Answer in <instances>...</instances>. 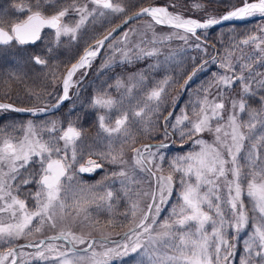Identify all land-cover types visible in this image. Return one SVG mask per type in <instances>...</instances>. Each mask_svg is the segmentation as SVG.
Masks as SVG:
<instances>
[{
	"label": "snow or ice",
	"instance_id": "obj_1",
	"mask_svg": "<svg viewBox=\"0 0 264 264\" xmlns=\"http://www.w3.org/2000/svg\"><path fill=\"white\" fill-rule=\"evenodd\" d=\"M9 7L15 18L0 12V47L44 43L46 29L51 40L43 54L29 57L44 69L38 87L25 88L31 106L0 102L2 113L37 118L0 126V264H121L129 256L135 264H233L241 243L239 264H264V25L227 43L220 39V48L212 45L208 51L209 29L253 17L264 21V0H241L222 16L206 13L203 19L184 16L175 2L138 7L131 15L123 0H12ZM191 7L205 12L199 0ZM112 16L123 17V23L93 37L60 72L55 61L65 39L79 42L86 26ZM142 18H148L144 32L119 31ZM156 26L172 31L160 35ZM172 40L183 42L179 52L201 54L182 89L198 72L217 69L178 114L179 97L171 95L178 81L164 76L149 86L140 73L127 83L116 78L119 96L102 87L90 101L106 141L103 150L87 143L78 116L40 119L65 102H72L75 111L79 86L102 50L108 54L98 72L146 58H155L149 65L155 71L175 61V51L159 59ZM26 77L9 74L21 83ZM57 84L59 92L47 91ZM253 99L259 108L251 106ZM138 137L155 143L137 147ZM189 142L188 151L169 154L174 145ZM105 164L117 168L96 184L80 178ZM143 200L146 208L140 206ZM122 201L123 221L116 215ZM118 227L127 231L113 239ZM46 229L54 234L29 239ZM22 239L27 242L19 244Z\"/></svg>",
	"mask_w": 264,
	"mask_h": 264
},
{
	"label": "rangeland",
	"instance_id": "obj_2",
	"mask_svg": "<svg viewBox=\"0 0 264 264\" xmlns=\"http://www.w3.org/2000/svg\"><path fill=\"white\" fill-rule=\"evenodd\" d=\"M5 0H0V12H6L8 17L15 18L14 14L12 13L10 9V4L12 1L4 2ZM147 1H163L165 5H170L171 3H177L178 7L176 8V11L181 12L184 16L188 14L197 15L199 17H205L206 13H210L211 15H216V12L222 9L223 7L227 6H238V2L240 0H199V2L203 3L205 5V12H198L194 11L191 7L193 0H123L126 8L128 9V15L131 14L133 11L138 9V7H141V4L147 2ZM171 10V9H170ZM148 18H142L135 22H131L128 24L123 30H127L128 28H134L138 32H144L145 31V24L147 22ZM121 20H123V17L121 16H112L108 17L106 19L101 18L96 20L93 23H90L88 26H86V29L83 33V39L79 42L75 43H69L66 39L64 43L61 45L57 52L58 59L55 61V63L58 65V70L60 72H63L69 64L74 62L78 56L82 53L83 48L86 46L87 42H90L93 37L100 38L103 35L107 34L111 29H113ZM264 25V21L257 20L251 25H243V26H225L222 28H217L214 31L210 32L208 30V38L210 39V42L213 45H216V48H220V39H223L225 43L230 39V37L235 36L236 38H241L244 35H246L248 32L254 30L257 28V26ZM250 26L251 29H247V27ZM121 30V31H123ZM155 31L157 34L160 35H166L169 34L172 29L168 28H161L159 26L155 27ZM48 33V38L44 43L39 44V46H34L32 48H26L24 57H25V63L27 66L23 63L22 54H20L18 51H12L5 48H0V56H7V55H14L19 60V64L15 67H10L4 63H8L6 60H3V62H0V74L2 77L0 80L4 78L3 81L7 80L8 84L3 83V85H10V87L7 88V90H14L15 88L11 86L14 84V86L17 85L18 87H23L24 89L26 87L28 88H37L35 86V83L33 85V80L37 78V76H41L43 74L44 69L39 66V68L36 67V65L32 62H30L29 57L32 54H43L44 49L47 46L48 41L51 40V31H46ZM149 36H151V33L149 32ZM183 46V42L179 40H172L167 45L162 47V55L159 57L161 61L164 60V56L168 55L171 52H176V58L175 61H170L167 65H163L161 68L156 69L155 71L149 69V65L154 64L155 58H146L139 61H136L132 64H119L115 66L111 70H105L104 72H98V69L103 62L102 57L107 55L104 50L101 51V56L98 57L92 66V69L89 71V74L87 77L84 78L82 84L79 86V98L75 99V111H72L73 105L72 102H68L66 106L67 111V117L68 119H75L77 116L79 119V124L83 127L85 131V139L88 144L92 145L97 150H103L104 145L106 143L104 139V134H102L98 128V122H97V116L98 112L96 109L90 107V101L92 97L95 95L96 91L100 88H105L111 95L114 97L119 96V93L115 90V80L117 77L124 79L125 83H127L128 77L140 73H144L147 76V85H152V83L155 80L162 79L164 76H171L173 80L178 81L175 88L171 90L172 96H178L179 99L182 95L183 89L180 87L181 84H183L184 79L186 76L192 71L194 64H198L201 59V54L193 49H188L184 52H179L178 50ZM16 47V46H15ZM21 49H24L22 47H19ZM209 53H212V47H208ZM239 54V53H238ZM191 57H196V60L193 61ZM6 65V66H5ZM35 66V67H34ZM217 69L215 66H212L208 71L205 72H198L195 77H193L192 81L189 82L188 87L186 88V92L184 94V97L181 99L180 104L176 108V113H179V109L186 104L189 99L193 96V91L198 88L199 85H201L202 82L206 81L210 73L212 71H216ZM8 71L9 73H5ZM10 73H17L19 75H22L24 73L27 74V80L28 84L24 83L25 85H22V83H19V81L15 79H10L9 74ZM79 76V73L77 74ZM30 84V85H29ZM108 85H112V87H108ZM48 92H58L59 91V84L55 86V88L49 87L47 89ZM73 91H77V89H73ZM236 92H239V89H236ZM16 99H19L17 95H20V100L23 101V103H26L29 100L26 92H22L21 94H16ZM9 97V96H8ZM12 98V97H11ZM49 99H51L49 97ZM251 106L253 108H259L260 105L256 102L255 99L249 101ZM166 114V113H165ZM9 113H2L0 112V118L1 117H8ZM66 116V115H65ZM47 119H56L59 121H67L62 120L60 115L59 117H56L55 115L52 117V115L47 116ZM246 118V117H245ZM28 119H33L34 121L37 118L32 117H24V119H19L17 116H13V120L17 121L16 124L20 122V124L26 122ZM205 139H208L209 141L212 140L211 135L205 134ZM149 141L151 139H146L143 137L137 138V144L136 146H141L145 141ZM190 148V142L186 143L183 147H179V145H174L172 148L169 149V154H183L184 152L188 151ZM131 151L126 147L125 148V158L129 161V165H131ZM117 166L115 165H109L105 164L104 172H96L93 174V176H84L81 174L80 178L82 181H84L88 185H94L97 182L103 180L106 172H111L116 170ZM165 168L167 169V165H165ZM118 187V185H116ZM176 193L174 191L173 193V201L175 200ZM170 201V204L173 202ZM247 203V198H246ZM147 201L143 200L140 203L141 208H146ZM125 211V204L122 201L120 204L116 207V215L117 218L123 221V217L119 215V213ZM168 209L166 208L165 211L161 214V217L163 218L167 214ZM107 217H101V219H106ZM129 227L132 225L129 224ZM109 231H112V229H108ZM127 230V227L123 228H116L113 232L112 238H118V234H122L124 231ZM54 233L51 230L46 229L42 234L37 233L33 237H29V239L38 241L46 236L53 235ZM245 234L241 233V238H244ZM26 242V240H20L18 241L19 244ZM0 251H3V248L0 247ZM25 251L30 252L32 249H26ZM244 255L243 253V246L242 243L238 244L236 247V254L235 259L233 260V264H239V261L241 257ZM121 264H135V260L132 256L126 257L123 261H121Z\"/></svg>",
	"mask_w": 264,
	"mask_h": 264
},
{
	"label": "bare ground",
	"instance_id": "obj_3",
	"mask_svg": "<svg viewBox=\"0 0 264 264\" xmlns=\"http://www.w3.org/2000/svg\"><path fill=\"white\" fill-rule=\"evenodd\" d=\"M5 2V1H4ZM163 2V1H162ZM154 5H159V6H164L165 4L162 3V4H154V3H151V6H154ZM142 6H149V4H145V5H142ZM141 6V7H142ZM186 17H193V18H198V19H203L204 17H199L197 15H193V14H188V15H185ZM254 22L252 20H244L243 22L242 21H237L236 23H229V24H226L225 26H229V25H233V26H243V25H251L253 24ZM161 28H168L167 26H159ZM220 27V26H219ZM218 27H213L212 29H209L210 32L214 31L215 29H217ZM169 29V28H168ZM247 29H251L250 26L247 27ZM229 41V40H228ZM227 41V42H228ZM208 42H210V39L208 38ZM216 46V45H215ZM23 50V52L25 53V49L26 48H32L34 46L32 45H25V46H21ZM210 47V46H209ZM212 47V46H211ZM0 48H13L12 46H4V47H0ZM4 59L0 56V62H2ZM18 60V59H17ZM200 62V61H199ZM5 73H9V72H5ZM2 77V75L0 74V78ZM4 80V78L2 80H0V102H6V103H13L15 104L16 106H20V107H27V106H31V101H27V105H25L26 103H23V101L20 100V95H17L19 97V99H16V94H21L22 95V92L25 91V89L21 86V87H18L17 88V85L14 86V84H12L11 86H13L15 89L12 91V90H7V88L9 87L8 85H2V81ZM21 83V82H19ZM24 83L28 84V80H27V77L24 78L23 80V83L22 85H25ZM30 85V84H29ZM9 96V97H8ZM12 97V98H11ZM53 115H56V117H59L58 119H60V115L63 116L61 117L62 120H68V117L67 115H63V114H60V113H54ZM25 116H28V115H25ZM15 122L17 121H12V117L9 115L8 117H1L0 118V126H4V125H9V124H16ZM20 124V122H19ZM17 123V125H19Z\"/></svg>",
	"mask_w": 264,
	"mask_h": 264
},
{
	"label": "trees",
	"instance_id": "obj_4",
	"mask_svg": "<svg viewBox=\"0 0 264 264\" xmlns=\"http://www.w3.org/2000/svg\"><path fill=\"white\" fill-rule=\"evenodd\" d=\"M9 1H12V0H9ZM241 2V1H240ZM149 3H157V4H162L163 2H161V1H147V2H145V3H143V4H141V6L142 5H145V4H149ZM229 8V6H227L226 8L225 7H223L222 9H220L219 11H217L216 12V15H220V14H222L224 11H226L227 9ZM4 60H6L8 63H4V64H6V65H8V66H12V67H15V66H17L18 65V60H17V57L15 56V54L14 55H7V56H3L2 57ZM3 62V61H2ZM5 65V66H6ZM6 72H8V71H6ZM41 76H37V78L36 79H34L33 80V85H34V83H35V86H37L38 87V81H39V78H40ZM54 115H52V117H53ZM56 116V115H55ZM17 117L18 118H22V119H24V117L23 116H18L17 115ZM48 117H42V118H40L41 120L42 119H47Z\"/></svg>",
	"mask_w": 264,
	"mask_h": 264
},
{
	"label": "water",
	"instance_id": "obj_5",
	"mask_svg": "<svg viewBox=\"0 0 264 264\" xmlns=\"http://www.w3.org/2000/svg\"><path fill=\"white\" fill-rule=\"evenodd\" d=\"M150 6V5H149ZM154 6H159V5H154ZM234 22H237V21H228V22H224L222 25H218V26H214V27H219V26H223V25H226V24H229V23H234ZM123 23V21L119 24V25H121ZM126 25H123V28L125 27ZM122 28V29H123ZM122 29H120V30H122ZM119 30V31H120ZM56 110H58V109H56ZM55 110V111H56ZM54 111V112H55ZM21 114H24V115H30L29 113H21ZM50 114V113H49ZM45 115H47V114H45ZM85 174H87V173H85Z\"/></svg>",
	"mask_w": 264,
	"mask_h": 264
}]
</instances>
